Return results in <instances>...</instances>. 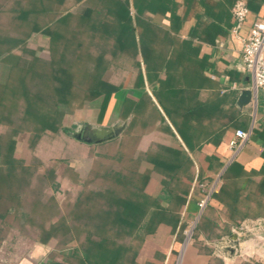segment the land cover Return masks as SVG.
I'll return each instance as SVG.
<instances>
[{"label": "trees", "instance_id": "obj_1", "mask_svg": "<svg viewBox=\"0 0 264 264\" xmlns=\"http://www.w3.org/2000/svg\"><path fill=\"white\" fill-rule=\"evenodd\" d=\"M66 1L5 0L0 4V18L7 17L0 21V61L9 68L7 80L0 83V129L6 128L0 136V222L37 228L41 245L55 241L48 264H134L144 243L160 227H168L173 235L184 233L182 212L193 180L190 152L205 144L218 146L231 129L246 130L251 116L236 106L234 90L224 92L205 76L211 64L198 58L201 45L193 39L207 41L212 33L207 29L204 36L191 34L189 40H182L183 22L173 0H89L90 6L77 11L64 10ZM75 1L84 4V0ZM236 1L220 2V21L227 26ZM246 2L251 12L264 7V0ZM168 12L171 29L157 31L147 13ZM34 35L48 39L50 60L29 47ZM119 52L135 59L141 56V61L134 62L139 69L135 88L141 93L136 99L127 97L120 114L123 119L133 115L131 123L121 136L99 144L104 148L94 152L85 179L66 168L70 177L63 176L80 189L74 200L64 203L62 212L53 198L51 203L36 200L28 211L23 210L33 172L15 156L17 136L30 133L29 145L34 147L47 132L68 133L62 127L66 113L103 97L98 117L102 122L119 91L105 79L112 62L107 57ZM203 89L212 91L208 99L201 98ZM155 129L178 134L184 145L140 151L142 137ZM252 133L264 141V128ZM209 159V169L216 170L219 159ZM144 163L152 168L143 170ZM154 172L161 177L159 195L148 192ZM256 178H260L256 190L245 194ZM221 180L212 199L234 213L257 203L255 196L264 195V166L247 171L234 161ZM207 224L211 222L204 212L193 237Z\"/></svg>", "mask_w": 264, "mask_h": 264}, {"label": "crops", "instance_id": "obj_2", "mask_svg": "<svg viewBox=\"0 0 264 264\" xmlns=\"http://www.w3.org/2000/svg\"><path fill=\"white\" fill-rule=\"evenodd\" d=\"M173 1L178 5L175 8V12L183 22L179 33V37L182 40H189L191 34L204 36L207 29L211 31L212 34L207 41L193 39L195 45H201L198 58L207 60L211 64V67L205 71V76L222 86L224 92L228 88L235 91L233 99L237 106L242 90L251 86L252 77L243 65L242 43L232 32L234 27L233 7L230 10L232 14L230 25L227 26L225 22L220 21L219 5L221 0ZM238 1L240 0H237L234 5ZM76 4L78 6L77 9L83 6H90L89 0H84V4ZM147 14L157 31H168L171 29L172 18L170 12L166 14ZM256 14L264 15V7L257 12L252 11L251 18ZM138 30H141V28ZM107 58L115 62H123L115 66L120 71L119 74L124 75L129 72L134 77V80L130 87H126L123 81L115 82L113 78L109 80L105 76V79L118 87L119 91L113 95L103 121L89 124L109 126V118L113 111L116 112V123L120 120L125 121L128 119H130L131 123L133 115L123 119L120 114L124 100L127 97L136 99L141 93L140 89L135 88L139 69L134 63L135 61H141V56L138 55L135 59L119 52L115 55H108ZM2 65L8 70L6 71L4 68L5 74L2 77L5 75V80L0 83H4L7 80L9 73L8 66L1 64V67ZM127 67H129V70ZM161 78H166L165 73L161 75ZM146 84V90L151 94L152 89H150L147 82ZM260 92L262 93V104L260 106L259 102H257V105L253 103L242 108L237 106L244 114H250L251 116L249 126L246 129L250 132V137L241 148L234 149L230 147L229 143L234 138L236 131L231 129L218 146L205 144L201 150L190 152L194 162L191 169L193 180L190 199L182 212L183 223L186 225L184 233L173 235L170 234L168 227H160L154 238L148 239L144 243L134 264H264V195L255 196L257 203L252 202L255 208H251L252 205H250L235 213L227 209L220 201L212 199L213 193L218 192L221 187V175L234 161L241 163L247 171H259L264 166V141L252 135L253 129L262 131L264 128V90ZM260 92L257 100H260ZM211 94V90L203 89L201 98L203 100L208 99ZM102 100L103 97L93 102H87L83 109L91 107L100 109ZM68 138V145H74L72 140L77 141L69 136ZM181 144L184 145L178 134L155 129L142 137L139 143V150L146 152L156 148L158 145L181 148ZM213 156L219 159V162L215 161L216 170L209 169L211 164L209 158ZM220 163L223 164L221 169H219ZM143 167V170L146 167L152 168L148 163H144ZM200 177L203 181H200ZM255 180V185L247 186L248 189L245 194L256 190L257 182L260 181V178ZM161 191V177L154 172L148 185V192L159 195ZM208 196L210 199L202 211L199 203ZM204 212L211 225L207 224L197 233V237H193L194 230ZM235 222H240V224L237 225ZM191 231H193V234L188 238L187 234ZM233 234H237L239 237V250H234V241L231 239ZM45 249H47L46 246L35 244L25 257L15 260V262L9 259L4 260L0 264H48L46 258L44 259ZM232 249L234 250L233 252ZM245 251H248L249 254L242 255Z\"/></svg>", "mask_w": 264, "mask_h": 264}, {"label": "rangeland", "instance_id": "obj_3", "mask_svg": "<svg viewBox=\"0 0 264 264\" xmlns=\"http://www.w3.org/2000/svg\"><path fill=\"white\" fill-rule=\"evenodd\" d=\"M5 1V0H3ZM0 1V4L3 3ZM12 1H10L11 3ZM75 0H67L64 4V10L68 11L72 9L77 11L78 6H76ZM1 19V18H0ZM4 19V20H3ZM7 17H2L0 21H4ZM29 47L35 49L37 54L45 60H50L51 55L48 47V39L41 36H33L29 40ZM123 62L112 61L109 67L107 77L110 80L120 82L123 81L126 87H130L133 83L134 77L129 72L124 75H120V71L115 67ZM0 61V82L5 80V74L3 65L1 67ZM128 66V65H127ZM129 70V67H127ZM7 71L8 69L5 68ZM127 70V71H128ZM113 76V77H112ZM259 106L262 104V93L260 92ZM84 108V107H83ZM77 109L73 112H68L62 119V127L69 129V132H63L60 130L58 133L47 132L42 138L36 143L34 147L29 145L30 133H22L17 136V148L15 156L27 166H31L33 177L31 179V187L26 188V196L24 198L23 210H29L31 204L36 200H41L47 203H51V198H53L58 203V209L62 212L64 203L68 200H74L77 196L78 187L69 178L63 176L70 173L66 172V168H72L78 172L81 178H86L93 160L95 159L94 152L100 151L104 147L99 145L100 143H93L98 145L97 147L85 146L79 141H74L75 139L71 136L73 132L78 130L79 124L90 125L93 122L98 121V108H86ZM116 112H111L109 118V126L116 123ZM90 123V124H89ZM92 132L91 130H89ZM6 133V128L0 129V136ZM68 136L72 138L74 145H68ZM88 137L90 135L88 134ZM144 168V167H143ZM51 201V202H50ZM12 212H14L12 210ZM56 220V218H55ZM15 221V220H12ZM7 224L0 222V263L4 260L14 261L22 257H25L30 249L35 245L39 244L36 240L39 230L35 227H22L19 222ZM56 244L55 241L45 249L44 259L48 262H52L49 255L51 250ZM61 258V257H58ZM56 261L60 259L53 258Z\"/></svg>", "mask_w": 264, "mask_h": 264}, {"label": "built area", "instance_id": "obj_4", "mask_svg": "<svg viewBox=\"0 0 264 264\" xmlns=\"http://www.w3.org/2000/svg\"><path fill=\"white\" fill-rule=\"evenodd\" d=\"M234 19L233 34L242 43V61L245 70L252 77L249 89L257 100L258 94L264 90V16L255 15L251 18V10L245 0L238 1L232 8ZM255 103V102H254ZM250 137V132L244 129L235 131L234 138L230 141V147L241 148ZM210 197L202 199L199 203L203 211ZM193 231L187 234L190 238ZM249 254L248 251L242 255Z\"/></svg>", "mask_w": 264, "mask_h": 264}, {"label": "water", "instance_id": "obj_5", "mask_svg": "<svg viewBox=\"0 0 264 264\" xmlns=\"http://www.w3.org/2000/svg\"><path fill=\"white\" fill-rule=\"evenodd\" d=\"M256 103L258 100L255 99L253 96V92L248 88L242 90L238 101L237 106L242 108L243 106H248L253 103ZM254 103V105H255ZM130 123V119L128 120H120L116 124L112 126H95V125H86V124H79L78 130L73 132L71 136L77 140H82L87 143H103L106 141H110L114 138H117L122 135V133L125 131L127 126ZM85 130V133L83 134V131ZM91 130L92 132H90ZM87 132V133H86ZM88 134L90 137H88ZM231 239L234 241L233 245L235 246V249H240L239 246V237L237 234H233L231 236ZM232 249V252L234 251Z\"/></svg>", "mask_w": 264, "mask_h": 264}, {"label": "flooded vegetation", "instance_id": "obj_6", "mask_svg": "<svg viewBox=\"0 0 264 264\" xmlns=\"http://www.w3.org/2000/svg\"><path fill=\"white\" fill-rule=\"evenodd\" d=\"M85 133V130L83 131V134ZM87 133V132H86Z\"/></svg>", "mask_w": 264, "mask_h": 264}]
</instances>
